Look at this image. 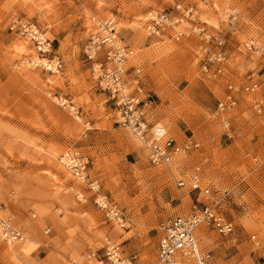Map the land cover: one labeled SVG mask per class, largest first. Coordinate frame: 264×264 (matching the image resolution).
I'll return each instance as SVG.
<instances>
[{"label": "rangeland", "instance_id": "obj_1", "mask_svg": "<svg viewBox=\"0 0 264 264\" xmlns=\"http://www.w3.org/2000/svg\"><path fill=\"white\" fill-rule=\"evenodd\" d=\"M177 3L193 6L204 34L179 35L174 28L149 35L147 14ZM92 17L113 19L120 42L132 50L123 76L133 91V70H141L150 123L199 143L174 158L173 168L150 163L146 147L97 88L104 52L97 50L92 60L84 54L98 29ZM21 25L51 41L48 51L21 34ZM205 35L226 41V67L218 78L200 68ZM250 73L255 91L240 90L234 109L216 113L226 85H240ZM256 96L263 99L260 113ZM74 150L89 161L83 179L60 162ZM263 153L264 0H0V214L23 236L9 251L0 235V264H70L76 258L95 264L91 254L105 261L107 241L119 244L123 256L137 255L136 264H158L162 223L189 210L196 166L211 191L201 199L217 202L235 226L229 235L199 228L205 241L197 234L198 246L227 264H264ZM101 197L116 205V220L98 204ZM22 242L30 250L24 252Z\"/></svg>", "mask_w": 264, "mask_h": 264}, {"label": "built area", "instance_id": "obj_2", "mask_svg": "<svg viewBox=\"0 0 264 264\" xmlns=\"http://www.w3.org/2000/svg\"><path fill=\"white\" fill-rule=\"evenodd\" d=\"M146 23L149 35H163L166 28L181 23H186L185 27L190 31L199 28V34L201 36L204 34V29L199 27L194 8L190 4L182 6L177 3L172 5L169 10H153L148 14ZM188 23L192 28L189 27ZM98 24L99 31L90 33L84 48V54L86 59L92 60L97 50H104V56L100 62L101 69L96 76V86L111 102L113 108L119 111L122 118L119 123L140 137L148 151L150 163L154 166L158 164L167 165L175 155L185 154L194 148H198V142L190 138L176 139L169 137L166 135L165 127L158 123L149 122L147 113L148 104H151V100L148 92L140 85L141 78L139 75L141 70L139 68L133 70L132 81L136 84V92L127 91L123 79L124 73L127 72L124 64L131 56L132 50L120 41L116 42L115 38L118 34H116L113 19L100 21ZM14 27L15 22L11 25V29ZM33 30L31 25L20 26V33L29 38L32 37ZM31 40L43 53L48 51L43 50L45 44L49 45L48 48L51 47V41L46 40V42L42 41L40 43V40L34 38H31ZM201 42L197 58L200 61L202 73L212 78L220 77L224 74L226 67V41L222 37L215 38L213 35H205ZM60 66L58 62L56 64L57 70ZM257 86L258 82L254 79L252 73L248 74L245 82L240 85L228 83L225 99L218 101L216 113L231 111L238 105L236 93L240 90L254 92ZM254 101L255 109L257 113H260L263 108V99L256 96ZM225 121H227L225 127L229 129V120L226 119ZM63 157L67 161V169L75 177L83 179L86 176L84 173L89 162L86 155L74 150L67 151ZM176 184L178 186L184 185L182 179H178ZM189 192L195 193L190 210L186 213L168 216L162 224L161 233L156 244V255L159 264H227L223 259L213 257L210 252H203L197 245L196 231L200 226L216 231L221 235L232 234L235 230L234 224L225 218L217 202L201 199V196H209L211 191L207 185H203L198 166L190 174ZM3 208H5V205L0 201V211ZM0 234L7 242L19 241L23 238L21 231L12 227L1 214ZM250 238L254 240L255 235L252 234ZM91 256L93 255L91 254ZM94 256L104 264H136L137 260L135 254L122 256L117 246L105 247V261L99 258L96 253H94ZM228 264L236 263L230 262Z\"/></svg>", "mask_w": 264, "mask_h": 264}, {"label": "bare ground", "instance_id": "obj_3", "mask_svg": "<svg viewBox=\"0 0 264 264\" xmlns=\"http://www.w3.org/2000/svg\"><path fill=\"white\" fill-rule=\"evenodd\" d=\"M152 12V11H151ZM151 12H149V13H151ZM148 13V14H149ZM194 13H195V15H196V19H197V14H196V12H195V10H194ZM148 14H147V16H148ZM92 19H94V20H96V25H97V31H99V22L100 21H104V20H108V19H98V18H96V17H92ZM146 19H147V17H146ZM185 25H186V23H181V24H178V25H173V27H171V28H166V29H170L171 31H173V29L174 28H179V31H177L178 33H179V35H183V34H189L190 32H193V31H196V30H199V28L197 29V28H194V29H192L193 31H190L188 28H186L185 27ZM188 25H189V27L190 28H192V26L188 23ZM146 26H147V23H146ZM32 29H34L33 31V34H32V37L31 38H34V39H37V40H40V43L43 41H45L46 42V39L43 37V34L37 29V28H35V27H32ZM116 29V28H115ZM147 29V28H146ZM96 31V32H97ZM182 32V33H181ZM30 38V39H31ZM115 40H116V42L118 43V41H120L119 39H118V37L117 38H115ZM48 41V40H47ZM48 44H45L44 46H43V50L44 51H46L47 50V48H48ZM99 50H103V49H99ZM103 52H104V50H103ZM95 55H96V52H95ZM95 57V56H94ZM93 57V58H94ZM100 62L101 61H99L98 62V69H99V71H100V69H101V65H100ZM45 66L48 68V69H51L52 67H51V64H45ZM53 69V68H52ZM51 69V70H52ZM123 79L125 80V78H124V76H123ZM131 82H133L132 80H131ZM125 83H126V85H125V87H126V90L127 91H131L130 90V88H129V86H128V82L125 80ZM133 84H134V82H133ZM135 88H136V84H134V92H136V90H135ZM143 97V96H142ZM149 108H150V104H148V111H149ZM115 109V108H114ZM116 110V109H115ZM117 112H118V114H119V117H120V121H121V116H120V113H119V111L118 110H116ZM147 117H148V113H147ZM149 120V119H148ZM150 122V121H149ZM227 122V121H226ZM226 122L224 123V125H226ZM151 123H158V122H151ZM159 125H161V126H163V127H165L164 125H162V124H160V123H158ZM165 131H166V135H168L169 137H174V138H176L175 136H173V134L172 133H170L168 130H167V128L165 127ZM133 133V132H132ZM133 135L138 139V141L141 143V144H143V142L141 141V139H140V137L139 136H137L136 134H134L133 133ZM177 139V138H176ZM144 145V144H143ZM179 155H181V154H178V155H175L173 158H172V160H171V162L170 163H168L166 166L167 167H169L170 169L171 168H173V159L174 158H176L177 159V157L179 156ZM61 163H64L65 165H66V158H61V161H60ZM159 165V164H158ZM161 165H165V164H161ZM63 167V166H62ZM187 173V172H186ZM179 179H182V181H183V186H178L177 184V186L178 187H184V186H186V184H185V181H184V179L183 178H179ZM176 183H177V181H176ZM188 190H189V182H188ZM191 199V203H192V198H190ZM100 202L98 203L99 205H100V207L102 208V210H103V208H106L105 209V212H106V215L109 217V219L111 220V219H113V220H116L117 218H118V211H117V208H116V205H111V204H108V202L106 201V200H104V198L103 197H101L100 198V200H99ZM191 206V205H190ZM189 210H190V207H189ZM188 210V211H189ZM187 212V211H186ZM185 211H182V212H180V213H186ZM180 213H178V214H180ZM115 222H119V220L118 221H115ZM9 223V222H8ZM10 224V223H9ZM163 224V223H162ZM119 228H122L123 226H125V223H120L119 225ZM200 227H204V226H200ZM199 227V228H200ZM26 228H27V230L29 231L30 229H31V226L30 225H26ZM198 228V229H199ZM205 228V227H204ZM197 229V230H198ZM198 234V236H200V237H203V232H201V230H200V232L199 233H196V235ZM1 235V234H0ZM197 236V237H198ZM3 238V237H2ZM4 239V238H3ZM23 239V238H22ZM21 239V240H22ZM106 240H107V237H106ZM23 243V245H19L20 246V248L24 251V252H27L28 250H30V246L28 245V242L26 243V242H22ZM7 244V246H9V247H7L8 249H9V251H11V250H13V246H14V244H12L11 242H7L6 243ZM13 245V246H12ZM198 245V244H197ZM35 245H33V247H34ZM105 246L107 247V246H117V247H119V244H115V243H113V242H110V241H107L106 242V244H105ZM32 247V248H33ZM199 247V246H198ZM200 248V247H199ZM34 249V248H33ZM32 249V250H33ZM203 252H209L210 250H204V249H202V248H200ZM31 250V251H32ZM30 251V252H31ZM119 251H120V253H121V255L123 256V253H122V250H120V247H119ZM94 253H96V252H93L92 253V257H93V259H94V262H95V264H104L103 262H100V260H97V258L94 256ZM77 259V258H76ZM73 260V261H71L70 262V264H89V263H87V262H84V261H78V262H76L77 260ZM104 261V260H103ZM157 262H158V260H157ZM158 264H159V262H158Z\"/></svg>", "mask_w": 264, "mask_h": 264}, {"label": "crops", "instance_id": "obj_4", "mask_svg": "<svg viewBox=\"0 0 264 264\" xmlns=\"http://www.w3.org/2000/svg\"><path fill=\"white\" fill-rule=\"evenodd\" d=\"M201 228V227H200ZM205 241V237H200V242H204Z\"/></svg>", "mask_w": 264, "mask_h": 264}]
</instances>
